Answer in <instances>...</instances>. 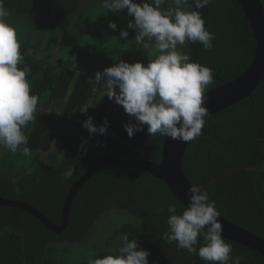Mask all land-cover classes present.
<instances>
[{
  "label": "trees",
  "instance_id": "16d2710c",
  "mask_svg": "<svg viewBox=\"0 0 264 264\" xmlns=\"http://www.w3.org/2000/svg\"><path fill=\"white\" fill-rule=\"evenodd\" d=\"M101 1L3 0L9 22L17 28L24 57L19 66L31 69L28 80L32 93L38 96L35 119L23 129L28 143L22 146L48 155L36 167L19 162L20 149L0 155V194L33 205L56 223L60 222L72 184L92 162L100 157H143L119 138L157 161L162 160L165 136L151 137L145 125L143 131L130 138L125 124L134 123V119L125 112L118 113L105 92L104 108L93 118L98 122L108 120L105 135L96 134L82 151L83 128L79 136L67 130L61 132L66 123L86 120V113L80 110L88 108L93 113L89 107L98 104L103 91L94 76L110 66L97 69L91 60L93 50L88 54L82 50L71 52L72 46L85 48L80 27L97 12L93 8L101 7ZM189 6L201 13L206 28L215 34L208 51L198 41H188L181 49L191 61L213 69L207 93L244 74L254 59L256 40L237 0H212L202 9H195L193 0H189ZM128 17L126 14L111 20L120 19V31L124 28L129 32L127 40L117 41L113 54L129 63L139 61L137 57L148 60L154 41L147 49L141 45L136 50V30L128 28ZM93 43L102 51L100 57L109 54L110 38H98ZM158 54L155 52L153 59ZM69 168L75 171L65 180L63 173ZM183 170L192 184L209 193L210 201H215L223 217L264 238V80L252 97L205 117L202 134L188 143ZM172 203L177 205L178 213L183 211L185 206L167 185L147 171L100 167L80 188L72 203L69 225L61 234L46 229L22 209L0 206V264H88L92 254L80 249L83 258H75L72 247L93 239L96 228L113 211L114 221L121 224L108 234H100V240L90 245L94 248L91 259L114 254L126 234L130 240H137L140 248L150 251L149 264H209L198 254L179 248L176 242L163 239L169 230L167 207ZM88 232L92 234L86 237ZM81 239L84 241L77 243ZM198 240L197 249L203 245V238ZM226 242L232 245L233 257H243L242 264H264V256L258 252ZM59 244L70 245L58 247Z\"/></svg>",
  "mask_w": 264,
  "mask_h": 264
},
{
  "label": "clouds",
  "instance_id": "9594fccd",
  "mask_svg": "<svg viewBox=\"0 0 264 264\" xmlns=\"http://www.w3.org/2000/svg\"><path fill=\"white\" fill-rule=\"evenodd\" d=\"M193 2L195 9H202L212 0ZM166 3L167 0H103L107 10L127 9L128 15L134 17L128 28L136 30V43L147 49L154 41L159 54L147 65L142 61L120 60L102 72L97 71L94 81L134 119V123L125 124L130 138L146 125L151 137L159 134L189 142L202 134L205 117L209 114L204 93L213 82V69L191 61L189 54L178 46L198 41L208 51L213 47L215 34L206 28L201 13L191 9L189 0H173L174 8H162ZM8 16L0 0V146L16 153L21 145L28 143L23 129L35 119L38 96L32 93L28 80L31 69L19 66L24 57L17 28L9 22ZM109 27L116 29V22L110 21ZM128 36L127 30L119 33L123 40ZM87 109L80 111L86 113ZM108 124L105 119L98 126L93 123V117L88 116L82 126L90 134L105 135ZM81 150L86 151L83 142ZM21 153L29 156L30 149L23 147ZM74 171L69 168L63 178L67 180ZM188 193L189 201L181 213L175 203L168 205L169 230L163 234V239L176 242L179 248L198 254L209 264H242L243 257L232 256V245L222 235L223 225L218 219L221 214L215 201H210L209 193L197 184H192ZM199 237L203 238V245L197 249ZM149 255V250L140 248L137 240H130L125 234L114 254L90 258L88 264H149Z\"/></svg>",
  "mask_w": 264,
  "mask_h": 264
},
{
  "label": "water",
  "instance_id": "95a60500",
  "mask_svg": "<svg viewBox=\"0 0 264 264\" xmlns=\"http://www.w3.org/2000/svg\"><path fill=\"white\" fill-rule=\"evenodd\" d=\"M237 1L252 28L253 37L256 40L255 56L249 68L240 77L204 94L205 104L209 109L208 115L222 112L235 103L247 97H252V93L256 90L261 81L264 80V5L262 0ZM114 136L117 137L116 135ZM119 139L137 150L143 157L132 159L100 157L92 162L83 176L72 184L64 201L59 223L52 221L31 204L3 198L1 194L0 206L22 209L37 218L46 229L55 234H61L69 225L72 203L80 188L89 180L96 170L103 166H114L121 169H143L159 181H163L174 198L183 206L187 205L190 198L188 189L191 187L192 183L183 170V159L189 142L172 140L170 137H165L162 148V160L159 162L123 139ZM218 219L223 225L222 235L226 240L239 243L264 256V238L229 221L222 215H220Z\"/></svg>",
  "mask_w": 264,
  "mask_h": 264
},
{
  "label": "rangeland",
  "instance_id": "374dc122",
  "mask_svg": "<svg viewBox=\"0 0 264 264\" xmlns=\"http://www.w3.org/2000/svg\"><path fill=\"white\" fill-rule=\"evenodd\" d=\"M100 6L101 7H99V8H96V7L93 8V11H97V12H94L91 15L90 20L88 19V23H83L80 27V29H81L80 30L81 42L84 43L85 48H82V46L78 45L77 47L72 46V50H71V52H74V54L79 52L78 50H80V51L82 50L87 54L89 53V50H93V52H92L93 54L91 55V60L97 69H100L105 65L113 66L116 62H119L120 60H122V59H120L121 58L120 56L115 57L113 52L116 49L115 45H117V41L120 39L119 33H120V29H121L120 27L122 26L120 23H123V22L120 19L115 21L117 24L116 29H111L109 27V22L112 19L116 20L117 16L128 14L127 9L120 10V11H111V10L105 9L103 7V0L101 1ZM170 7L174 8L173 1L167 0V5H162V8H164V9H167ZM78 16L80 18H85V17H81L80 14ZM73 17H72V19H73ZM132 17L133 16H129L128 20H126L125 22L131 21ZM7 19L9 20V17H7ZM85 19H87V18H85ZM80 21H83V19H80ZM122 30H124V28H122ZM98 38H102V39H107V38L109 39L110 38V47L111 46L112 47H111V50L108 51L109 54L105 58L100 57V54L102 52L101 50L95 49L97 47H96V45H94L93 42H94V40H96ZM149 45H150V43H149ZM140 46H141L140 44H137L135 42L136 50H139ZM178 47H180L182 49V46H178ZM150 49L152 51V55L148 60L143 61L141 58L137 57L138 60L142 61L145 65H147L149 60L153 59V56L156 52L155 45L151 46ZM64 57H68V55L64 54ZM104 92H105V90L103 89L102 94L100 95V99H99L98 104H96V105L92 104L89 107V108H93L94 112L92 113L90 110H88L86 112V115H85L86 119L88 118V116L96 118L98 116V113L100 111H102V109L104 108V105H105ZM114 104L116 105V109H117L118 113L119 112H125L123 107L118 105L117 103H115L114 99H112L111 105L113 106ZM118 108H119V111H118ZM104 118H106V116H104ZM77 121L80 124H83V122L85 120L83 121V119H78ZM93 123L99 126V125H102L104 122H98V121H96V119L95 120L93 119ZM121 124H123V122H121ZM65 126H66V128H65ZM65 126H63V128L61 129V132H63L64 130L65 131L67 130L71 134H73V135L75 134L78 136L80 134L79 131L84 129L85 133L82 135V141H81V143L83 142L84 145H87L88 142L96 136V134H90L86 128H84V127L80 128L81 125H78V123H74L73 121H71L70 123H66ZM23 147L24 146L21 145L20 151ZM10 153H12L10 150L1 146V152H0L1 156L7 155ZM36 153H37V155H36ZM47 155H48L47 153L30 149V155L29 156H24V155L19 156V162L26 163V165H31L32 167H36L37 164L45 162L44 157L47 159ZM113 212H115V211H113ZM113 212L108 213V217L105 218V220L103 221V225L98 226L96 228V234H94L93 239H88L86 242H83V243H81V242L84 241V239H81L77 242V243H81V244L79 246H76V247L71 245V246H73L72 247L73 252L71 253V255H73V257L78 258V259L83 258L80 255V249L81 250H88L87 253L92 254L90 258L93 257L94 248H92V247L90 248V245L94 242L99 241L101 235L110 233L113 229L117 228L121 224L120 221H114ZM90 234H92V233L88 232L86 237L89 236ZM69 243L71 244V242H69ZM70 244H65V245L59 244L58 247H61L62 245L66 246V245H70Z\"/></svg>",
  "mask_w": 264,
  "mask_h": 264
},
{
  "label": "crops",
  "instance_id": "0c3cea01",
  "mask_svg": "<svg viewBox=\"0 0 264 264\" xmlns=\"http://www.w3.org/2000/svg\"><path fill=\"white\" fill-rule=\"evenodd\" d=\"M77 120H78V119H77ZM77 120H73V122H74V123H76V122L79 123ZM75 121H76V122H75ZM85 146H86V145H85Z\"/></svg>",
  "mask_w": 264,
  "mask_h": 264
}]
</instances>
